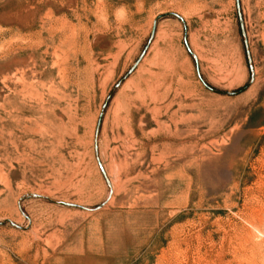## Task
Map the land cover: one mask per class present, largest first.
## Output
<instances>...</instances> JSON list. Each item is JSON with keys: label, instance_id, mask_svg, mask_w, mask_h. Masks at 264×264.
Listing matches in <instances>:
<instances>
[{"label": "rangeland", "instance_id": "1", "mask_svg": "<svg viewBox=\"0 0 264 264\" xmlns=\"http://www.w3.org/2000/svg\"><path fill=\"white\" fill-rule=\"evenodd\" d=\"M238 4L0 0V264H264V0Z\"/></svg>", "mask_w": 264, "mask_h": 264}, {"label": "water", "instance_id": "2", "mask_svg": "<svg viewBox=\"0 0 264 264\" xmlns=\"http://www.w3.org/2000/svg\"><path fill=\"white\" fill-rule=\"evenodd\" d=\"M237 1V9H239V4H238V0ZM162 16H159L157 17L160 18ZM239 19L241 20V16L239 14ZM154 31H155V23L153 25V29H152V33H151V37L150 39L152 38V36L154 35ZM240 31H241V34H242V38H243V45H244V49H245V53H246V58H247V61H248V68H249V71L251 73V80L253 78V74H252V65H251V61H250V55H249V52H248V47H247V40H246V35H245V30L242 26V24H240ZM184 43H185V46H186V49L188 50V52L191 54L188 46H187V43H186V39H184ZM144 52L145 50L141 53V55L138 57L137 61L135 62V64L133 65V67L130 68V70L124 75V77H122L118 82L117 84L115 85V87L113 88V90L116 89V87L134 70V68L136 67V65L138 64V62L140 61V59L142 58V56L144 55ZM192 55V54H191ZM194 61H195V64H196V70L198 71V68H197V61L196 59L194 58ZM246 87L240 89L239 91H243ZM99 126H100V119L98 121V124H97V128H96V135H97V132L99 130ZM104 174V172H103ZM111 193V190H109V194ZM25 198H33V199H41V200H44V201H47V202H50V203H53V204H57V205H63V206H67V207H73V208H77V209H84V210H87V211H96L98 209H100L104 203L94 207V208H84L82 206H79V205H75V204H71V203H64V202H60V201H56V200H53V199H50L48 197H45V196H41V195H36V194H32V195H27L25 196ZM13 227H16L14 224L10 223ZM17 228V227H16Z\"/></svg>", "mask_w": 264, "mask_h": 264}]
</instances>
